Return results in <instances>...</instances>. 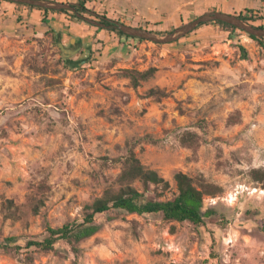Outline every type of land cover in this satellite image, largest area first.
<instances>
[{
    "label": "rangeland",
    "instance_id": "374dc122",
    "mask_svg": "<svg viewBox=\"0 0 264 264\" xmlns=\"http://www.w3.org/2000/svg\"><path fill=\"white\" fill-rule=\"evenodd\" d=\"M213 25L167 45L102 46L95 35L93 51L70 58L78 67L53 31L0 44V264H264V189L251 176L264 171V49ZM151 68L138 87L126 77ZM130 150L171 184H136L148 199L174 198L183 172L223 189L205 200L213 215L195 226L112 211L79 244L27 246L118 189Z\"/></svg>",
    "mask_w": 264,
    "mask_h": 264
},
{
    "label": "trees",
    "instance_id": "16d2710c",
    "mask_svg": "<svg viewBox=\"0 0 264 264\" xmlns=\"http://www.w3.org/2000/svg\"><path fill=\"white\" fill-rule=\"evenodd\" d=\"M0 2H8L16 4L17 6L27 7L29 9H38L46 13H64L69 17V20L75 23H85L82 19L77 17L72 11H52L42 8H36L28 5H22L13 3L7 0H0ZM76 10L82 15H91L86 7L85 0H78L75 4ZM215 12V10H212ZM250 16L244 13L236 14V16L242 18L244 21L254 25L257 28L264 29L263 25H256V17L252 11H247ZM100 22L111 25L109 20H99ZM126 24V23H124ZM218 24L224 28L230 29L232 32H237L239 29L222 23V22H209L201 24L194 32L199 29ZM91 27L93 25L87 24ZM133 26V25H132ZM137 28H143L155 32L159 35L163 34L149 29L147 26L137 25L133 26ZM98 30H105L100 29ZM107 33L115 34L119 39V44L124 45L127 42L133 40L135 42L143 43L142 39L134 38L125 35L119 30H105ZM251 39L257 41L264 49V38H257L255 36L248 35ZM99 44L104 46V41L97 38ZM240 50L243 53L242 59L247 60L248 55L243 46H240ZM155 69L151 68L147 71L140 72L137 70H128L126 77L129 78L134 87L141 85V82H147L154 77ZM155 90L150 91V95H155ZM187 137H194L192 134H187L184 137L183 143ZM122 171L117 177L118 189H108L100 197L95 198L92 203L87 204L84 207L85 215L81 222L73 221L64 224L58 228H47V235L42 240H31L28 242V247H33L42 251H52L59 242H66L70 245L79 244L93 236H95L100 230L101 225L98 223L96 217L101 214L109 213L112 211L125 213L128 215L136 214L138 216L162 214L164 221L177 222V223H191L195 226L204 223V220L213 215V211H204L205 200L208 197L216 198L223 192V189L215 184L206 182L203 178H194L186 173L178 172L174 176V181L177 187V195L172 199L167 200H152L146 197L144 192H141L136 184H140L145 190L151 185L162 187L164 191L171 189V184L158 171L153 170L145 166L140 158L135 154L133 150H130L128 155L122 160ZM252 180L256 183H261L264 189V171L252 170ZM11 204V203H10ZM11 208H14L13 204ZM40 206H36L34 214L37 215ZM260 230L264 233V224L260 227ZM11 241V240H9ZM9 248V246H4Z\"/></svg>",
    "mask_w": 264,
    "mask_h": 264
},
{
    "label": "crops",
    "instance_id": "0c3cea01",
    "mask_svg": "<svg viewBox=\"0 0 264 264\" xmlns=\"http://www.w3.org/2000/svg\"><path fill=\"white\" fill-rule=\"evenodd\" d=\"M76 4L78 0H53ZM90 12L106 17L111 21L127 25H143L149 29L169 33L183 24L198 18L212 10L227 14L252 11L256 17L255 24L264 26V0H85ZM217 26H206L203 32L214 31ZM101 29V28H100ZM103 29V28H102ZM106 30V29H105ZM105 30L98 33L90 30L83 23L69 20L64 13H46L38 9H29L8 2H0V44L11 40H26L32 37H45L50 31L61 34L65 46L81 47L78 52L86 49L94 50L92 38L105 43L114 41L113 47L119 46V39L110 37ZM1 46V45H0ZM93 47V48H92ZM92 48V49H91Z\"/></svg>",
    "mask_w": 264,
    "mask_h": 264
},
{
    "label": "water",
    "instance_id": "95a60500",
    "mask_svg": "<svg viewBox=\"0 0 264 264\" xmlns=\"http://www.w3.org/2000/svg\"><path fill=\"white\" fill-rule=\"evenodd\" d=\"M7 1L17 3V4H22V5H28V6H32L36 8L52 10V11H62V10L72 11L75 14H77L78 18L82 19L83 21L89 24L97 26L99 28H103L107 30H113V29L119 30L127 36L139 38L144 41L152 42L158 45H167V44L177 42L178 40L184 38L185 36L195 31L201 24H205L209 22H222V23L231 25L239 29L240 31H243L247 33L248 35L255 36L257 38H264V29L257 28L254 25L244 21L242 18L236 15L227 14V13L218 12V11L209 12L202 16H199L195 20L187 24H184L180 28H177L173 32L163 36L155 32H152L150 30L133 27L131 25H127V24H124L118 21L109 20L111 22V25H106L98 20H94V19L88 18L80 14L76 10L75 4L70 3V2H58V1H53V0H7ZM89 13L93 16H96L100 20H108L106 17L98 16L97 14L93 12L89 11ZM61 40H62V36L61 34H58L57 43L60 46L64 57L67 59V62L72 67L80 66L82 64V61L71 60L68 53L73 52V54H76L79 51L81 44H79L78 48H73L71 46L67 47L61 44Z\"/></svg>",
    "mask_w": 264,
    "mask_h": 264
},
{
    "label": "flooded vegetation",
    "instance_id": "af4514ba",
    "mask_svg": "<svg viewBox=\"0 0 264 264\" xmlns=\"http://www.w3.org/2000/svg\"><path fill=\"white\" fill-rule=\"evenodd\" d=\"M70 46H71V45H69V47H70ZM71 47H72V46H71ZM78 53H79V52H77L76 55H78ZM68 55L70 56V58H72V56H74L75 54H73V52H70V53H68Z\"/></svg>",
    "mask_w": 264,
    "mask_h": 264
}]
</instances>
